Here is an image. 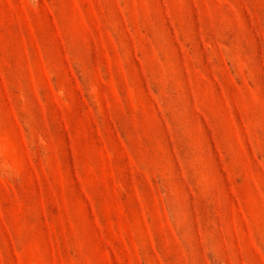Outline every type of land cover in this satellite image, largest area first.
I'll return each mask as SVG.
<instances>
[{
  "label": "rangeland",
  "instance_id": "obj_1",
  "mask_svg": "<svg viewBox=\"0 0 264 264\" xmlns=\"http://www.w3.org/2000/svg\"><path fill=\"white\" fill-rule=\"evenodd\" d=\"M0 264H264V0H0Z\"/></svg>",
  "mask_w": 264,
  "mask_h": 264
}]
</instances>
